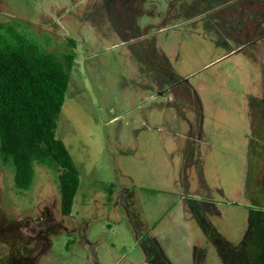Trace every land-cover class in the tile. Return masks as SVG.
<instances>
[{
    "label": "rangeland",
    "instance_id": "obj_1",
    "mask_svg": "<svg viewBox=\"0 0 264 264\" xmlns=\"http://www.w3.org/2000/svg\"><path fill=\"white\" fill-rule=\"evenodd\" d=\"M97 1L0 0V22H10L40 47L61 56L71 47L68 39L76 41L75 64L55 133L80 178L72 212L64 216L56 167L34 165L31 185L19 190L12 164L0 156V264H145L138 243L146 236L157 238L169 264H241L239 254L244 255L247 246L249 264H264V196L235 195L242 183L238 168H226V156L241 159L240 136L230 141L235 146L203 150L202 176L210 186V200L188 197L193 188L181 182L179 156L168 155L169 140L162 144L159 133L151 132L146 142L144 100L120 78L133 71L125 63L131 62L126 56L130 49L115 48L117 38L103 36L108 22L93 18ZM157 1L161 5L156 11L165 10L176 15L173 23L187 25L182 33L190 37L181 42L182 65L189 60L193 66L202 65L229 47L250 52V38L230 35L232 26L217 7L208 10L185 1L180 9L175 0L149 3ZM88 9L91 21L80 20L79 13ZM247 12H241L244 19ZM162 39L169 45L172 38ZM253 52L264 67V50L257 47ZM228 62L221 60L197 76L220 71ZM209 116L207 129L212 128ZM232 130L237 134V127ZM195 180L190 175L186 179L194 189Z\"/></svg>",
    "mask_w": 264,
    "mask_h": 264
},
{
    "label": "crops",
    "instance_id": "obj_2",
    "mask_svg": "<svg viewBox=\"0 0 264 264\" xmlns=\"http://www.w3.org/2000/svg\"><path fill=\"white\" fill-rule=\"evenodd\" d=\"M188 1L175 0L180 9L183 3L191 6L199 3L213 4L218 0ZM242 1L246 0H225V3L215 9L234 3L235 12L250 10L246 19L240 15L231 16V12L223 16L232 26L228 29L232 31L230 35L250 38V43L247 41V44H252L249 46L250 52L242 51L241 47H229L213 59L196 66H193L190 60L185 62L186 66L179 61L181 42L190 37L188 33H182L187 25L173 23L176 15L172 17L165 10L156 11L161 5L160 1L155 4L149 3V0L93 2L99 7L93 17L95 21L108 22L103 27L105 31L103 36L117 38L113 44L115 48L128 46V50L130 49L126 56L131 62L125 63L127 69L133 71L120 74V78L128 81L129 86H134L132 92L141 93L139 97L144 100L145 111L143 110L142 118L147 134L146 142L150 141L148 134L151 132L159 133L162 144L166 139L169 140L171 147L169 146L168 155L175 153L179 156L177 168L181 182L188 186L189 190L193 188L188 197L203 196L206 197H202L204 201L210 200V186L202 176L204 170L202 152L213 147L235 146L233 142L230 144V141H234L236 135L238 139L240 136L238 143L241 146V159L235 161L224 154L226 168L230 171L236 166L242 181L233 193L264 196V67L253 54L257 47L264 50L262 29L264 14L258 12L264 7L262 0H247V3L251 1L252 7L244 8L240 5ZM168 4L166 2L167 6ZM151 9L155 12L151 13ZM84 12L85 10L79 13L80 20L84 17V21H91L90 9L85 14ZM166 35L172 38L169 45H163L162 37ZM161 54L167 58L169 66L162 61ZM237 55L241 58H237ZM224 59H230L232 63L228 62L220 71L211 70L205 75L197 76L199 71L217 65ZM232 73L236 77L231 78ZM173 76L180 78V81L170 83ZM181 85L185 87L184 92H181L183 91ZM250 98H253L252 102ZM220 101L225 103L221 104ZM196 103L199 104L200 110L197 109ZM205 110L211 114H208L209 112L206 114ZM208 116L212 117L208 124L212 125V128L207 129L205 124ZM235 127L238 129L237 134L232 130ZM215 140H218L219 145ZM188 175L191 180H195L196 177L200 179V184L197 179L195 180L197 183L195 189V186L191 187L187 183ZM198 188L199 191H203V195L198 192ZM253 221L252 215V227ZM152 238L158 243L156 237ZM249 250L247 246L246 253Z\"/></svg>",
    "mask_w": 264,
    "mask_h": 264
},
{
    "label": "trees",
    "instance_id": "obj_3",
    "mask_svg": "<svg viewBox=\"0 0 264 264\" xmlns=\"http://www.w3.org/2000/svg\"><path fill=\"white\" fill-rule=\"evenodd\" d=\"M246 1L240 2V5L250 9L251 1ZM261 2L264 7V0ZM222 3L225 0L213 4L199 3L198 6H209V10ZM261 9L258 12L264 14V9ZM218 11L226 15L231 12V16L242 15L241 11L235 12L231 5ZM68 42L71 47L59 56L20 34L10 22H0V156L3 162L12 164L14 186L19 190H26L31 185L34 165L56 167L59 210L64 216L72 212L80 183L77 166L64 142L55 133L77 55L76 41L68 39ZM161 59L169 66L163 54ZM177 81L180 78L173 76L170 83ZM250 99L252 102L253 98ZM196 106L200 110L198 103ZM108 192L112 194V189ZM187 204L190 207L189 200ZM150 240V251L155 255L150 258L151 264H169L159 244L153 238ZM239 256L241 264L250 263L246 251Z\"/></svg>",
    "mask_w": 264,
    "mask_h": 264
},
{
    "label": "flooded vegetation",
    "instance_id": "obj_4",
    "mask_svg": "<svg viewBox=\"0 0 264 264\" xmlns=\"http://www.w3.org/2000/svg\"><path fill=\"white\" fill-rule=\"evenodd\" d=\"M141 250L143 251L144 254V258H145V264H151L150 258H154L155 255L152 254V252L150 251V246H151V240L149 236H146V238H144L143 242L140 244L138 243ZM264 244H262L261 247V251L262 253H264ZM263 248V249H262Z\"/></svg>",
    "mask_w": 264,
    "mask_h": 264
}]
</instances>
